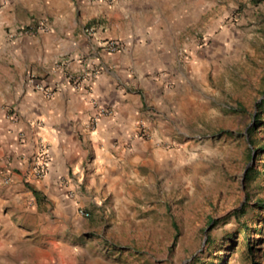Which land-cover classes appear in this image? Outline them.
<instances>
[{"label":"crops","instance_id":"1","mask_svg":"<svg viewBox=\"0 0 264 264\" xmlns=\"http://www.w3.org/2000/svg\"><path fill=\"white\" fill-rule=\"evenodd\" d=\"M203 3L0 0L2 264L26 251L29 238L38 242L48 214H88L82 203L119 196L167 127L172 72L194 54L188 24ZM26 28L34 31L21 34ZM108 41L116 52L101 48ZM102 109L107 115L94 121Z\"/></svg>","mask_w":264,"mask_h":264},{"label":"rangeland","instance_id":"2","mask_svg":"<svg viewBox=\"0 0 264 264\" xmlns=\"http://www.w3.org/2000/svg\"><path fill=\"white\" fill-rule=\"evenodd\" d=\"M203 1L188 24L194 54L172 72L167 127L148 145L149 157L137 161L117 198L82 203L88 217L48 214L38 242L29 238L7 264H208L209 256L247 264L235 238L242 222L261 230L250 236L254 261L264 264V225L251 223L249 211L231 215L245 201L264 203V155L247 159V130L264 100V0ZM259 126L264 146V119ZM248 168L261 176L246 185Z\"/></svg>","mask_w":264,"mask_h":264},{"label":"trees","instance_id":"3","mask_svg":"<svg viewBox=\"0 0 264 264\" xmlns=\"http://www.w3.org/2000/svg\"><path fill=\"white\" fill-rule=\"evenodd\" d=\"M264 119V100L257 106V113L254 116V122L255 125L248 128L247 130V143L250 146L251 150L248 149L247 153V159L251 160V154L253 152H257V158L264 155V146L261 145L260 142L256 139V133L259 131L260 126L256 127L257 125H261L263 123ZM262 164V163H261ZM261 174L255 169L248 168L245 172L244 181L246 185H249L251 182H253L257 177H260ZM247 211H249L252 215L250 217L251 223H257V225H264V203L263 202H256L254 206H250L247 204V201L241 205L239 209H236L232 212L231 215H233L237 220L242 218ZM213 223V227L216 225L215 222L209 221V224ZM261 230L256 228L248 227L244 222L241 224H238V228L235 231V238L239 240V245L243 251H245L244 260L247 262V264H257L254 261V258L257 257L258 248L256 247V239L251 238L250 235H260ZM264 238H261V241ZM229 236H226L224 238V242H228ZM211 247V241L209 239L206 240V252L209 253V249ZM215 256H209V262L208 264H213L212 261H217L216 264H220V258H211Z\"/></svg>","mask_w":264,"mask_h":264},{"label":"built area","instance_id":"4","mask_svg":"<svg viewBox=\"0 0 264 264\" xmlns=\"http://www.w3.org/2000/svg\"><path fill=\"white\" fill-rule=\"evenodd\" d=\"M104 1H110V0H104ZM38 29H41L40 27H38ZM34 31L33 28H26V29H23L21 30V34H31L32 32ZM89 32V30H88ZM105 52L107 53H114L118 50V45L115 43V42H112V41H108V42H105L102 44V47H101ZM28 80L29 82L32 84L33 86V89L36 90V91H43V87L40 83H33V76L31 75H28ZM72 87L75 89L77 88V84L76 83H73ZM46 95H48V93H46ZM107 115V112L104 111L103 109L100 110L98 112V114L94 117V121L97 120V118L101 117V116H105ZM44 165H45V161L42 160V162H39L38 164L35 165V172H34V176L35 177H40L43 175L44 173ZM76 213L81 216V217H88V214L84 211H82L81 209H76Z\"/></svg>","mask_w":264,"mask_h":264}]
</instances>
